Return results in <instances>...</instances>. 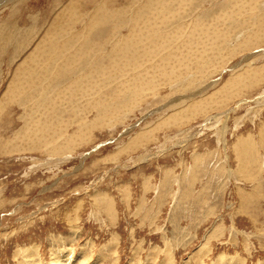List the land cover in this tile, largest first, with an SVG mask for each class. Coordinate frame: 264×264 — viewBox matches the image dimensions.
I'll list each match as a JSON object with an SVG mask.
<instances>
[{"label":"rangeland","instance_id":"374dc122","mask_svg":"<svg viewBox=\"0 0 264 264\" xmlns=\"http://www.w3.org/2000/svg\"><path fill=\"white\" fill-rule=\"evenodd\" d=\"M0 33V264H264V0H0Z\"/></svg>","mask_w":264,"mask_h":264},{"label":"bare ground","instance_id":"6f19581e","mask_svg":"<svg viewBox=\"0 0 264 264\" xmlns=\"http://www.w3.org/2000/svg\"><path fill=\"white\" fill-rule=\"evenodd\" d=\"M76 1V0H75ZM21 4V3H20ZM69 9V8H68ZM61 18V17H60ZM28 21V20H27ZM14 31V30H13ZM1 34V33H0ZM3 34V33H2ZM7 34V33H6ZM11 34V33H10ZM13 34V33H12ZM32 34V33H31ZM186 35V34H185ZM4 36H5V33H4ZM49 37V36H48ZM51 38V37H50ZM19 39V38H18ZM11 40V39H10ZM49 40H51V39H49ZM48 41V40H47ZM57 42H59V41H57ZM185 47V46H184ZM43 50V49H42ZM41 51V50H40ZM51 51V50H50ZM15 52V51H14ZM63 52V51H62ZM75 52V51H74ZM179 52V51H178ZM46 53V52H45ZM166 55V54H165ZM52 56V55H51ZM56 57V56H55ZM74 63V62H73ZM55 64V63H54ZM75 64V63H74ZM29 65V64H28ZM52 68V67H51ZM60 68V67H59ZM68 68V67H67ZM35 71V70H34ZM49 71V70H48ZM23 73V72H22ZM51 74H53V73H51ZM39 76V75H38ZM21 78V77H20ZM59 78V77H58ZM19 80V79H18ZM54 81V80H53ZM21 82V81H20ZM19 83V82H18ZM23 83V82H22ZM49 83V82H48ZM53 83V82H52ZM17 84V83H16ZM24 84V83H23ZM17 86V85H16ZM23 87V86H22ZM9 88V92H10V87H8ZM15 88V87H14ZM14 91V90H13ZM24 91V90H23ZM33 91V90H32ZM41 91V90H40ZM8 92V93H9ZM5 93H7V91L5 92ZM13 93H15V92H13ZM11 94V93H10ZM26 94V93H25ZM8 95V94H7ZM8 96H6V98H7ZM11 97V96H10ZM13 99V98H12ZM1 100V99H0ZM3 100V99H2ZM5 102V101H4ZM1 104V103H0ZM2 108V107H1ZM0 108V109H1ZM6 108V107H5ZM12 109H13V107H12ZM16 109V108H15ZM2 110V109H1ZM50 110V109H49ZM3 112V111H2ZM15 112V111H14ZM3 117V116H2ZM7 117V116H6ZM10 117V116H9ZM4 143V142H3Z\"/></svg>","mask_w":264,"mask_h":264}]
</instances>
